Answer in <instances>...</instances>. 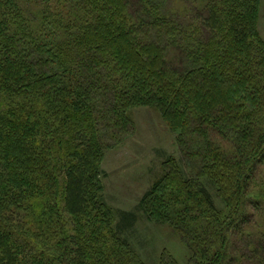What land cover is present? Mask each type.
<instances>
[{
	"label": "trees",
	"instance_id": "obj_1",
	"mask_svg": "<svg viewBox=\"0 0 264 264\" xmlns=\"http://www.w3.org/2000/svg\"><path fill=\"white\" fill-rule=\"evenodd\" d=\"M261 0H0V264H146L101 161L152 106L176 134L139 202L187 264H264L241 228L264 164ZM194 173V174H193ZM217 187L216 206L202 179ZM237 238V239H236ZM161 264H181L165 251Z\"/></svg>",
	"mask_w": 264,
	"mask_h": 264
},
{
	"label": "rangeland",
	"instance_id": "obj_2",
	"mask_svg": "<svg viewBox=\"0 0 264 264\" xmlns=\"http://www.w3.org/2000/svg\"><path fill=\"white\" fill-rule=\"evenodd\" d=\"M258 26L264 39V0H261ZM132 114L136 125L132 134L119 146L110 149L101 161V168L105 172L102 176L103 198L113 210L136 211L138 219L135 225L124 232L123 236L146 264H161L165 251L170 252L179 263L187 264L191 250L182 235L168 223L149 220L138 205L154 180L163 173L161 164L168 155L180 159L188 175L191 170L177 144L176 134L158 109L140 106L134 108ZM202 181L211 192L216 206L224 209L225 204L218 195L217 187L209 178H203ZM250 192L254 196H264V164L256 170ZM242 222L241 228L250 233H257L260 227L264 229V198L261 202H250L249 212Z\"/></svg>",
	"mask_w": 264,
	"mask_h": 264
}]
</instances>
